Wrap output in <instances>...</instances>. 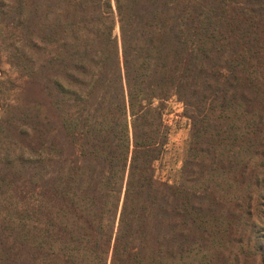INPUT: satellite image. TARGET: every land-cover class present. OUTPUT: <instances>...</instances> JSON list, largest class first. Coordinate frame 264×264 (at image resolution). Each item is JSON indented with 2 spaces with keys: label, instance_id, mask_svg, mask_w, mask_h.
I'll use <instances>...</instances> for the list:
<instances>
[{
  "label": "trees",
  "instance_id": "obj_1",
  "mask_svg": "<svg viewBox=\"0 0 264 264\" xmlns=\"http://www.w3.org/2000/svg\"><path fill=\"white\" fill-rule=\"evenodd\" d=\"M263 198L264 0H0V264H264Z\"/></svg>",
  "mask_w": 264,
  "mask_h": 264
},
{
  "label": "rangeland",
  "instance_id": "obj_2",
  "mask_svg": "<svg viewBox=\"0 0 264 264\" xmlns=\"http://www.w3.org/2000/svg\"><path fill=\"white\" fill-rule=\"evenodd\" d=\"M165 119L167 123L172 127L171 143L173 144V155L170 166L172 167V170L176 171L181 167L182 148L189 134V122L183 117L182 104H180L176 100H173L169 103L168 112L166 113ZM169 169L165 173H163L164 176H171L170 173L173 171ZM262 202L263 205H261V210L263 212V215L261 214L260 216V222H256L258 223V228H261L259 230L262 234H264V198Z\"/></svg>",
  "mask_w": 264,
  "mask_h": 264
}]
</instances>
